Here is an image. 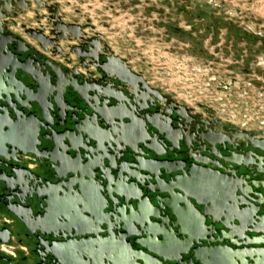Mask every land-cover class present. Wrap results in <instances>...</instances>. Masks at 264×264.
<instances>
[{
  "label": "water",
  "instance_id": "water-1",
  "mask_svg": "<svg viewBox=\"0 0 264 264\" xmlns=\"http://www.w3.org/2000/svg\"><path fill=\"white\" fill-rule=\"evenodd\" d=\"M98 27L109 24L73 19L58 0H0V99L25 128L23 137L0 117V144L44 158L57 178L37 185L33 172L8 164L0 177L14 194L7 211L58 231L62 239L47 248L56 264H259L264 122L209 126L195 139L189 134L201 128L189 115L201 114L133 71ZM88 57L112 79L111 91L86 85L78 69ZM84 92L113 103H91ZM207 145L229 154L210 165L200 154Z\"/></svg>",
  "mask_w": 264,
  "mask_h": 264
},
{
  "label": "rangeland",
  "instance_id": "rangeland-1",
  "mask_svg": "<svg viewBox=\"0 0 264 264\" xmlns=\"http://www.w3.org/2000/svg\"><path fill=\"white\" fill-rule=\"evenodd\" d=\"M83 1L89 4L88 8L96 6L93 21L110 24V39L131 44L128 52L137 54V62L155 74L166 71V62L175 64V59H180L183 54L192 57L194 63H200L203 68L207 67V62L214 61L215 64L208 65L211 71L218 66L221 72L232 71L241 82L238 102L235 100L233 104L238 113H243L241 105L244 103L239 101H249L248 106L253 103L255 113L250 128H261L259 120H264V0H124L115 5H112L113 0ZM149 8H156L155 15L149 16ZM150 22L173 25L169 35L179 42L166 47L162 31H152L154 35L148 33ZM175 27L185 30L187 35L175 32ZM205 37L211 40L207 48L198 46V40L203 42ZM166 52L173 54L171 62L162 58ZM228 55L231 59L238 58L239 62H226ZM241 258L244 261V257ZM259 264H264V253Z\"/></svg>",
  "mask_w": 264,
  "mask_h": 264
},
{
  "label": "flooded vegetation",
  "instance_id": "flooded-vegetation-1",
  "mask_svg": "<svg viewBox=\"0 0 264 264\" xmlns=\"http://www.w3.org/2000/svg\"><path fill=\"white\" fill-rule=\"evenodd\" d=\"M10 28H14V27H10ZM177 28L178 27H175V32H178L182 35H187L186 34L187 32L182 33L178 31ZM188 35L193 36L192 33L191 34L188 33ZM106 41L108 43V40ZM197 43H198L197 45L200 46L199 40ZM126 45L127 48H131V44H126ZM117 54H120L123 58L127 59L133 71L135 72H139L140 70L144 71V68H138L133 60V58H137L135 57L137 56V54L129 53L127 54V56H124L123 53H117ZM72 58L75 60V62L81 61L75 55H73ZM83 62L85 63V66L82 67L80 65V69L78 70H80V72L85 74V77H87L86 85H89L91 87L99 86V88H103L105 91H111L115 87L112 83V79L106 77V73L101 70V67L98 65L96 61H92V59L88 57ZM144 75L149 82V78L146 71H144ZM220 75L221 78L223 79L222 82L225 83H231L232 79L237 80L234 84H232L231 89H226L224 91L219 90L220 92H222V97H212L211 99L201 101L197 107L185 103L188 107L195 108V113L199 112L201 114V118H197V119H194L193 117L194 115L192 116L188 114L191 119L190 122L192 121L195 123L198 121L200 125L199 127L201 128L200 130L192 129V133L189 134L195 137V139H199V137H201L197 134V132L203 131L204 128L209 126L215 127L221 125L222 127L227 126L229 129L238 128V127L242 128V130L243 128L251 129L250 125L254 119L255 112L251 107L248 106L249 101L247 100L239 101L240 103H244V105H241L243 106L241 108V111H243V113L241 112L238 113L239 112L238 108H236V106L233 104L235 100L237 101L239 95L238 89L241 88L240 86L241 82H239V79L233 73L232 74L223 73ZM74 77H75L74 81H76L77 83L83 81L84 79L80 75H75ZM116 83H117L116 86L118 88H121V85L118 84V82ZM149 84L152 87H157L152 85L150 82ZM3 87H5V83L3 78V71L0 66V92L2 91ZM84 96L89 102L96 103L98 105H103L104 107H108L110 104L113 103V100L110 101L108 98L100 97V95L97 94H90L84 92ZM75 97H77V94H75ZM200 105H206L207 107L214 109L216 113H213L211 110H207L201 107ZM0 117H2L4 121H9L10 124L18 125L17 130L24 137L25 135L24 121L22 122L21 121L22 118L19 117L20 119L16 122L15 115L12 113L9 104L2 99H0ZM226 121H231L232 124H227ZM261 121L262 122H260L259 120V123L264 122V120ZM7 126L8 127H3L2 131L6 132L10 125L7 124ZM192 127L194 128V126ZM194 149H196L195 146ZM210 149L211 148L209 147V145H207L204 148V151L200 150L201 151L200 154L202 155L203 158H206L210 161L209 162L210 165H213V162L215 161H222L219 155L229 154L227 150H223L221 148L217 152L213 151L214 153H210ZM0 151L4 156L7 157L6 158L0 155V177L6 176L9 170L8 164L13 163L25 168V171H27L28 169L31 172H33L35 177L32 178V181H34L37 185L42 184L46 179H48L50 182L57 181L55 172L49 167L47 161L44 158H40L36 154L30 152L28 153H23L21 151L14 152L9 148V145L1 146L0 144ZM11 155L14 157V159L8 157ZM27 182L28 181H26V187L29 186ZM11 195L12 196L14 195L12 190L10 191L9 189H7L5 184L0 181V264H56L57 263L56 258L52 253H49L47 251V248L49 244H51V242L56 240H61L62 237L58 236L59 233L55 228H50L40 223H37L36 220H33L30 217H29L30 220L28 219V225H27L26 223L12 216L5 207V203L8 200V196ZM25 195L24 198H26ZM27 203L31 204L30 201L28 202V200ZM33 206L35 212L34 214L40 212L42 210L40 207L42 206L41 198L35 200L33 202Z\"/></svg>",
  "mask_w": 264,
  "mask_h": 264
},
{
  "label": "built area",
  "instance_id": "built-area-1",
  "mask_svg": "<svg viewBox=\"0 0 264 264\" xmlns=\"http://www.w3.org/2000/svg\"><path fill=\"white\" fill-rule=\"evenodd\" d=\"M109 27H98V29L99 31L104 32L105 38L108 40L111 49L115 53H123L126 50L131 51V48H127L125 43L120 44L110 39L108 35ZM230 42H232V40H230ZM219 53L221 52H218L217 54ZM172 56V53L166 52L162 58L171 62L173 60ZM225 61L231 64L239 62L238 58L231 59L230 55L225 58ZM197 64L198 65L194 63L192 57L183 54L180 59H175V64H168L166 62V71L162 73L156 71L155 74L152 70L147 69V66H145L144 71H146L149 82L152 85L157 86L166 93L172 94L178 101L197 107L201 101L211 99L212 97H222V92H220L217 87L223 81L220 74L227 73V71H219L222 70L219 66V69L216 67L215 71H211L210 66L208 65L215 64L214 61L207 62L206 66L208 68H203L200 66V63ZM229 73L232 74L233 72L229 71ZM157 75H160L161 77H158ZM249 107L254 109V104L251 103Z\"/></svg>",
  "mask_w": 264,
  "mask_h": 264
},
{
  "label": "crops",
  "instance_id": "crops-1",
  "mask_svg": "<svg viewBox=\"0 0 264 264\" xmlns=\"http://www.w3.org/2000/svg\"><path fill=\"white\" fill-rule=\"evenodd\" d=\"M122 1H124V0H113L112 5H115L116 2L122 3ZM58 2L61 4L63 12H65L66 14H69L71 16V18L78 19V20H80V22H84L86 20V18H91L93 20L92 15H93V12H95L94 7L96 8V6H93V8H88L89 4H87L86 2L84 3L83 0H58ZM67 3H70V5H67ZM150 5H152V4H150ZM166 7L168 8V6H166ZM147 11H148L149 16H153V15H155V11H157V10H156V8H149V9H147ZM42 12H46V11H42ZM29 15H33V13L29 12ZM64 20L67 21L69 19L67 18ZM94 22L97 23V21H94ZM100 22H104V21H100ZM104 23H107V22H104ZM172 26L173 25L168 24L167 22H164V23L161 22L159 25L150 22L149 25H147V28L150 31V32H148L149 34H152L153 33L152 31H162L163 32L162 34H164V36L166 37L165 39H166V42L168 45L166 47H169V46H174V42H176V43L179 42L178 40H176V37H174V36L172 37L169 35V28H172ZM157 28H158V30H157ZM109 29H111V26L109 27ZM100 30H103V29H100ZM153 35H154V33H153ZM210 41L211 40H209V37H205L203 42L199 41V43H200L199 45L201 47L203 45V48H207V45ZM127 54H129V52L127 50L123 52L124 56H127ZM133 60H134L136 66L138 68H145L144 64L137 62L136 58H133Z\"/></svg>",
  "mask_w": 264,
  "mask_h": 264
},
{
  "label": "bare ground",
  "instance_id": "bare-ground-1",
  "mask_svg": "<svg viewBox=\"0 0 264 264\" xmlns=\"http://www.w3.org/2000/svg\"><path fill=\"white\" fill-rule=\"evenodd\" d=\"M244 262V261H243Z\"/></svg>",
  "mask_w": 264,
  "mask_h": 264
}]
</instances>
